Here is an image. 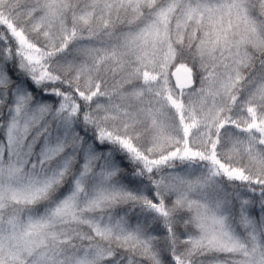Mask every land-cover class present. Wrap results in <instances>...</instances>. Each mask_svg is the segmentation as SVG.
Instances as JSON below:
<instances>
[{"label":"snow or ice","instance_id":"1","mask_svg":"<svg viewBox=\"0 0 264 264\" xmlns=\"http://www.w3.org/2000/svg\"><path fill=\"white\" fill-rule=\"evenodd\" d=\"M0 264H264V0H0Z\"/></svg>","mask_w":264,"mask_h":264},{"label":"water","instance_id":"2","mask_svg":"<svg viewBox=\"0 0 264 264\" xmlns=\"http://www.w3.org/2000/svg\"><path fill=\"white\" fill-rule=\"evenodd\" d=\"M174 70V69H173Z\"/></svg>","mask_w":264,"mask_h":264}]
</instances>
